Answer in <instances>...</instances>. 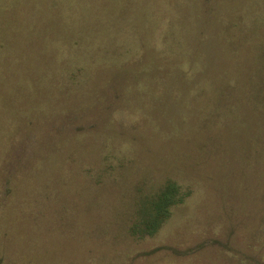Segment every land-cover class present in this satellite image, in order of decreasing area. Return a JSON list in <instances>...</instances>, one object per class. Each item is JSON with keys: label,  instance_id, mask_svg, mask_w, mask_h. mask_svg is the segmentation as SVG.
<instances>
[{"label": "rangeland", "instance_id": "rangeland-1", "mask_svg": "<svg viewBox=\"0 0 264 264\" xmlns=\"http://www.w3.org/2000/svg\"><path fill=\"white\" fill-rule=\"evenodd\" d=\"M0 264H264V0H0Z\"/></svg>", "mask_w": 264, "mask_h": 264}, {"label": "trees", "instance_id": "trees-1", "mask_svg": "<svg viewBox=\"0 0 264 264\" xmlns=\"http://www.w3.org/2000/svg\"><path fill=\"white\" fill-rule=\"evenodd\" d=\"M178 189L176 183L169 182L162 192L149 199L144 207L148 211L146 216H150L146 231L157 230L169 214L170 208L181 201V198L176 199L179 193Z\"/></svg>", "mask_w": 264, "mask_h": 264}]
</instances>
